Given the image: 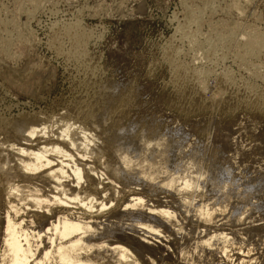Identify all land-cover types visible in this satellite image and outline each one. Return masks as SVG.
<instances>
[{
  "label": "rangeland",
  "instance_id": "obj_1",
  "mask_svg": "<svg viewBox=\"0 0 264 264\" xmlns=\"http://www.w3.org/2000/svg\"><path fill=\"white\" fill-rule=\"evenodd\" d=\"M186 30L195 32V44L183 34ZM261 33L264 0H0V118L29 114L54 120L57 127L71 107L80 110L87 103L114 100L118 110L125 108L121 120L125 130L132 125L137 135L145 130L146 138L152 139V153L167 149L168 160L156 157L155 161L164 163L168 174L187 168L196 172L206 166L211 173L212 167L217 176L209 183L216 188L225 186L215 194L210 191L211 185H205V175L199 180L197 192L189 190L182 195L163 187L160 180L165 175L141 182L134 173L128 174V181L124 177L116 185L123 194L134 188L150 205L177 211L172 223L182 227L176 237L183 252L174 251L180 257L190 256L185 260L179 257L180 264H244L238 256L255 258L248 264H264V48L249 52L257 40L252 37H261ZM190 56L197 60L193 65H189ZM186 62L194 80L199 83L205 77L201 88L205 97H218L221 87L216 82L224 78L235 87L243 84L250 92L238 96L228 109L183 108L182 99L175 94V77L176 63ZM254 71L260 77L255 78ZM194 93L193 89L188 95L194 97ZM256 95L262 96L263 105L247 107L246 99L257 100ZM158 140L167 144L158 149ZM103 160L97 164L101 166ZM195 161L197 165H192L198 167L194 169L189 163ZM6 188L0 184L1 220L7 211L15 215L16 209L21 210L18 217L30 219L28 208L18 204L30 188H23L12 199ZM190 198L199 204L227 201L225 211L217 214L219 226L200 222L193 212L184 209L183 200ZM114 206L104 213L114 214L120 205ZM56 209L60 214L84 213L75 205ZM218 228L231 233V240L239 245L231 249L237 252V256L231 253V260L219 249H191L193 242H201L207 234L210 237L208 232ZM2 237L0 231V254ZM242 246L246 249L240 252Z\"/></svg>",
  "mask_w": 264,
  "mask_h": 264
},
{
  "label": "bare ground",
  "instance_id": "obj_2",
  "mask_svg": "<svg viewBox=\"0 0 264 264\" xmlns=\"http://www.w3.org/2000/svg\"><path fill=\"white\" fill-rule=\"evenodd\" d=\"M68 31L70 33L71 30ZM183 34L191 40V43L198 39L194 31H187ZM261 35L257 38H255L256 36L252 37L257 40L253 42L251 49L248 48L250 51L246 52L254 53L255 50L264 48V33ZM205 37L207 39L209 36ZM252 38L251 40H253ZM78 40L80 41V39ZM81 51L82 49L79 52ZM179 54L177 53V55ZM194 57L190 56L192 60L189 61L191 63L189 65L194 64L196 60ZM241 59L239 62H243ZM245 62L250 63L249 61ZM177 63L178 70H176L175 80L178 83V88H175V90L177 89L175 94L182 99L183 108L188 110L228 109L238 96L242 93L246 95L247 87L243 84L242 86L238 84L240 86L235 87V83L224 78L216 82L217 86L221 87L219 96L205 97V94L201 93V88L206 83L204 82L206 79L203 80L205 77L198 83V79L194 80V76L190 75L187 62L184 63L185 65ZM246 63L244 64L246 65ZM198 70L200 71V69ZM196 73L199 72L196 71ZM196 73L195 75H197ZM255 73L254 77H260L259 72ZM204 75L206 76V74ZM216 80L214 79V82ZM193 89L194 92L196 90V93L193 94L194 97L191 95L190 97L188 93ZM261 98L260 96L257 97V100H252L251 97L247 98L248 100L246 99L247 102L244 104L249 108L257 107L263 103L260 101ZM100 100L102 99L100 98ZM113 101L103 100L93 104L87 103L86 107L80 110L71 107L68 109L66 117L59 120L61 125L57 127H55L57 122L54 120H45L40 116L38 119V117L35 118L29 114L7 120L0 118V135L3 136L0 138V184L7 187L9 199L19 196L23 192V188H30L24 198L18 199L21 201L18 204H24L31 214L30 219L26 221L17 216L21 210L17 212L16 209L15 215H11V212L7 211L3 220L0 218V231L3 236L0 264H144L145 261L148 264L181 263L178 261L180 256L175 251L179 249L180 242L176 236L182 233V227H176L178 225L175 226L174 222L172 223L177 211L160 205H150L144 195L141 196L142 193L140 194L134 188L128 187L127 193L123 194V191L118 190L116 185L124 177L127 180L128 174L134 173L139 175L138 181L141 182L155 181L158 174L165 175L160 180L164 185L162 186L176 189L181 194H186L189 190H194L193 193L197 192L201 185L199 180L205 175L208 177L207 181H204L205 185H211L210 191H214L215 194L225 186L216 188L209 183L217 176V173L211 170L213 165L209 166L211 173H208L207 166L205 169L202 168L203 170H199L196 166V172L187 168L183 172L172 171L168 174L169 168L164 163L159 165L155 161L156 157H161V159L166 157L168 160L167 149L156 150V153H152L153 151H150L152 139L146 138L145 130H141L137 135L134 125L131 123L132 126L129 124L130 129L125 130L121 124L125 108L118 110L115 101ZM76 123H78V128L74 127ZM166 144L160 140L155 143L157 148ZM131 151L135 155L130 154ZM102 158L104 160L100 166L97 163ZM200 161L204 162L203 159ZM196 162L198 161L189 164L193 167L192 164L195 166ZM17 180L23 185H19ZM208 202L207 200L200 204L194 203L190 198L184 199L182 206L193 212L200 222L216 225L217 214L220 211H225L224 208L228 202L226 201V204ZM115 204H119L120 208L113 209L115 210L114 214L104 213V211L115 207ZM70 205L83 209L84 213L80 214L86 216H80L79 213L78 216H75L76 214L68 213L69 211H63L60 214V210L56 209L58 207L69 208ZM102 217L104 220H100ZM125 221L128 224H125ZM208 233L212 235L210 237L208 234L207 237L202 236L201 242H193L192 247L190 246L191 249L195 250L200 246L219 249L230 260L232 255L237 256V252H232V248L237 243L234 239L231 240V233L219 228ZM237 246L239 245L237 244ZM244 249L246 247L242 246L240 252ZM187 250L189 253L191 252L190 248ZM247 250L249 251V249ZM179 252H183V248H180ZM187 257L190 258L187 255L184 260ZM238 257L244 264L255 260V258L246 260L242 256ZM184 262L182 261V263Z\"/></svg>",
  "mask_w": 264,
  "mask_h": 264
},
{
  "label": "built area",
  "instance_id": "obj_3",
  "mask_svg": "<svg viewBox=\"0 0 264 264\" xmlns=\"http://www.w3.org/2000/svg\"><path fill=\"white\" fill-rule=\"evenodd\" d=\"M216 96H217V94H216Z\"/></svg>",
  "mask_w": 264,
  "mask_h": 264
}]
</instances>
